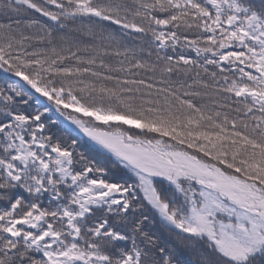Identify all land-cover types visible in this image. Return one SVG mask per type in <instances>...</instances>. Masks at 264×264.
Returning a JSON list of instances; mask_svg holds the SVG:
<instances>
[{
  "label": "snow or ice",
  "instance_id": "obj_1",
  "mask_svg": "<svg viewBox=\"0 0 264 264\" xmlns=\"http://www.w3.org/2000/svg\"><path fill=\"white\" fill-rule=\"evenodd\" d=\"M0 264H264V0H0Z\"/></svg>",
  "mask_w": 264,
  "mask_h": 264
}]
</instances>
